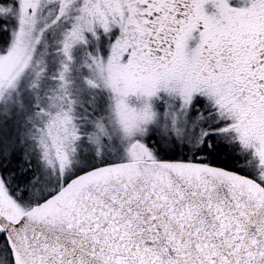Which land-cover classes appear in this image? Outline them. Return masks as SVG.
<instances>
[{"label":"snow or ice","instance_id":"1","mask_svg":"<svg viewBox=\"0 0 264 264\" xmlns=\"http://www.w3.org/2000/svg\"><path fill=\"white\" fill-rule=\"evenodd\" d=\"M0 264H264V0H0Z\"/></svg>","mask_w":264,"mask_h":264}]
</instances>
